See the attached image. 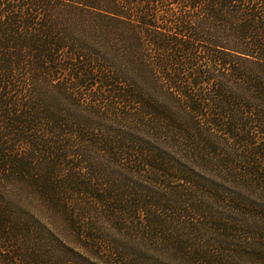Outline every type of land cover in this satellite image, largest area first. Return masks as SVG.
<instances>
[{
	"label": "trees",
	"instance_id": "1",
	"mask_svg": "<svg viewBox=\"0 0 264 264\" xmlns=\"http://www.w3.org/2000/svg\"><path fill=\"white\" fill-rule=\"evenodd\" d=\"M99 255L264 264V0H0V264Z\"/></svg>",
	"mask_w": 264,
	"mask_h": 264
},
{
	"label": "rangeland",
	"instance_id": "2",
	"mask_svg": "<svg viewBox=\"0 0 264 264\" xmlns=\"http://www.w3.org/2000/svg\"><path fill=\"white\" fill-rule=\"evenodd\" d=\"M73 244L71 243V246H72ZM107 247V246H106ZM84 258H87L91 263H93V264H96L97 262H99L100 260H104V256H101V255H99V258H97V257H95V258H93V259H91L90 258V256H83Z\"/></svg>",
	"mask_w": 264,
	"mask_h": 264
}]
</instances>
